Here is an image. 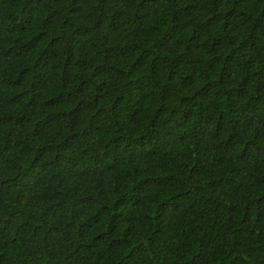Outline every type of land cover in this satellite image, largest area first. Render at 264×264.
<instances>
[{
    "label": "trees",
    "instance_id": "obj_1",
    "mask_svg": "<svg viewBox=\"0 0 264 264\" xmlns=\"http://www.w3.org/2000/svg\"><path fill=\"white\" fill-rule=\"evenodd\" d=\"M0 264H264V0H0Z\"/></svg>",
    "mask_w": 264,
    "mask_h": 264
}]
</instances>
